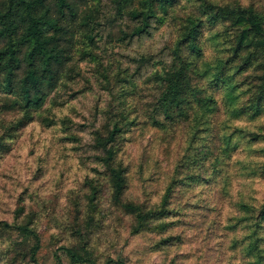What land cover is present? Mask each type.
Instances as JSON below:
<instances>
[{"label": "trees", "instance_id": "obj_1", "mask_svg": "<svg viewBox=\"0 0 264 264\" xmlns=\"http://www.w3.org/2000/svg\"><path fill=\"white\" fill-rule=\"evenodd\" d=\"M104 1L0 0V156L38 122L73 157L85 66L111 95L94 164L0 219V264H133L140 236L160 264H264V0ZM103 21L117 42L165 25L169 59L136 58L155 66L138 81L102 50Z\"/></svg>", "mask_w": 264, "mask_h": 264}, {"label": "rangeland", "instance_id": "obj_2", "mask_svg": "<svg viewBox=\"0 0 264 264\" xmlns=\"http://www.w3.org/2000/svg\"><path fill=\"white\" fill-rule=\"evenodd\" d=\"M104 2L109 10V0ZM103 23L100 45L114 64L121 62L123 67L129 66L130 72H134L140 67L135 59L142 54L154 55L153 61L159 58L169 59L163 49L169 35V29L165 25L156 24L149 34L131 42H117L110 36L114 30H110L107 21ZM88 67L85 66V72L91 76L92 83L88 84L85 79H80L73 85L80 92L71 100L70 109L66 110L73 119L74 130L81 138L80 148L71 157V150L62 148L52 131L44 130L38 122L26 127L12 140L8 152L0 156V219L12 220L14 210L22 203L34 207L37 203L52 206V202L47 199L52 198L55 193H66L73 184V177L65 179L69 172L74 171V167L83 166L82 161L94 164L97 149L93 144L92 131L105 120V110L111 101V95L99 87L95 77L88 72ZM154 67L151 63L140 67L136 79L144 80ZM63 95L67 97L68 94ZM135 148L134 144L129 145L130 152ZM62 172L65 173L64 176H61ZM127 238L128 232L124 230L122 240ZM130 238L133 264H160L158 254L145 252L148 247L145 237ZM103 239L106 240L105 246L109 247L112 242L119 241V234L112 227Z\"/></svg>", "mask_w": 264, "mask_h": 264}]
</instances>
